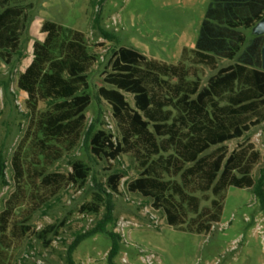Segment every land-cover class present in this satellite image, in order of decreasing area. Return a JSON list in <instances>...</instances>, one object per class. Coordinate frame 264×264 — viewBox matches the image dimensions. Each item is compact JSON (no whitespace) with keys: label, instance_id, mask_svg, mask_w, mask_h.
<instances>
[{"label":"trees","instance_id":"1","mask_svg":"<svg viewBox=\"0 0 264 264\" xmlns=\"http://www.w3.org/2000/svg\"><path fill=\"white\" fill-rule=\"evenodd\" d=\"M32 8V0H0L1 60L9 63L19 52ZM263 17L264 0H212L195 48L184 47L177 64L129 47L112 49L102 71L107 86L98 96L111 107L118 136L88 125L95 47L81 31L32 21L29 55L17 81L29 121L11 157L14 190L0 212V264H11L29 234L45 247L59 235L57 224L35 232L31 220L63 189L86 184L92 169L82 160L72 162L69 173L49 171L82 140L98 158L130 157L138 176L128 190L149 199L180 231L208 234L222 219L230 187L250 189L264 202V166L258 179L253 176L263 159L260 150L248 139L232 150L228 146L264 124V35L248 39L239 31L251 30ZM224 60L234 62L221 66ZM206 69L213 74L204 84ZM4 171L0 157V179ZM124 178V171H112L106 180L110 194L119 193ZM97 186L83 211L99 213L105 189ZM107 209L100 225L76 235L70 252L107 233L113 238L110 260L116 255L120 236L106 230L112 206Z\"/></svg>","mask_w":264,"mask_h":264},{"label":"rangeland","instance_id":"2","mask_svg":"<svg viewBox=\"0 0 264 264\" xmlns=\"http://www.w3.org/2000/svg\"><path fill=\"white\" fill-rule=\"evenodd\" d=\"M211 1L32 0L19 52L13 54L9 63L0 59V157L5 165V179H0V212L14 190L11 157L29 121L17 81L29 55L32 21H54L81 31L95 47L98 61L89 73L92 102L86 111L88 125L93 123L97 129L118 136L111 107L98 96V89L107 86L102 71L111 50L129 47L148 58L177 64L184 47L195 48ZM255 31L252 28L245 33L254 37L258 35ZM232 62L224 60L221 66ZM212 74L205 70L204 84ZM126 97L132 102L131 95ZM45 109L46 104L41 103L40 110ZM244 139L253 142L263 156L253 170L258 179L264 166V124L253 127L228 146L232 150ZM76 160L84 161L92 169L86 184L63 189L47 206L36 211L31 220L33 231L57 224L59 235L53 238L50 247H45L34 234H29L14 253L11 264H264V202L252 190L230 187L221 221L208 234L185 232L169 226L164 213L154 210L149 199L128 190L127 183L138 176L130 157L121 156L116 161L98 158L90 150L89 142L82 140L49 171L69 173L71 163ZM114 169L124 171L125 178L119 193L110 194L106 180ZM98 184L105 189L99 213L83 211L82 206L98 192ZM109 206L112 218L106 223V230L120 236L116 255L110 260L113 238L107 233L84 240L70 252L76 235L100 225Z\"/></svg>","mask_w":264,"mask_h":264},{"label":"water","instance_id":"3","mask_svg":"<svg viewBox=\"0 0 264 264\" xmlns=\"http://www.w3.org/2000/svg\"><path fill=\"white\" fill-rule=\"evenodd\" d=\"M254 28H256V31H255L256 33H258V34H264V17L262 18V20H260L255 25ZM261 55H262V68L264 69V44H263V47H262Z\"/></svg>","mask_w":264,"mask_h":264},{"label":"crops","instance_id":"4","mask_svg":"<svg viewBox=\"0 0 264 264\" xmlns=\"http://www.w3.org/2000/svg\"><path fill=\"white\" fill-rule=\"evenodd\" d=\"M253 28H254V27H253ZM239 31H241V32L243 31L242 33L246 35L245 31L248 32V31H250V30L240 29ZM261 35H262V34H258V35H256V36H261ZM256 36H254V37H256ZM246 37H247L248 39L251 38V37H248L247 35H246Z\"/></svg>","mask_w":264,"mask_h":264}]
</instances>
